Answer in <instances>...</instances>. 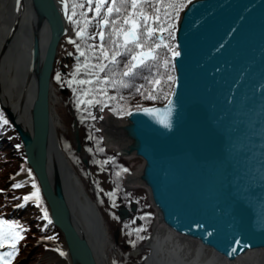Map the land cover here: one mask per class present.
Listing matches in <instances>:
<instances>
[{
	"label": "water",
	"instance_id": "obj_1",
	"mask_svg": "<svg viewBox=\"0 0 264 264\" xmlns=\"http://www.w3.org/2000/svg\"><path fill=\"white\" fill-rule=\"evenodd\" d=\"M26 1L14 0L17 15L24 13ZM29 4L35 23L28 72L36 83L30 127L4 104L1 80L0 107L20 135L50 220L63 233L64 255L72 264H97L73 219L51 153L56 142L49 96L57 49L70 28L69 8L66 12L62 0ZM45 24L49 38L43 54L40 30ZM176 25L180 55L172 56L176 82L169 99L118 118L110 112L101 127L103 140L106 147L111 140H128L117 145L119 155L144 160L132 182L147 188L161 224L234 262L249 251L264 250V0H191ZM111 122H118L120 131L112 139ZM58 152L64 158L62 142ZM118 212L128 218L130 209L122 206Z\"/></svg>",
	"mask_w": 264,
	"mask_h": 264
},
{
	"label": "trees",
	"instance_id": "obj_2",
	"mask_svg": "<svg viewBox=\"0 0 264 264\" xmlns=\"http://www.w3.org/2000/svg\"><path fill=\"white\" fill-rule=\"evenodd\" d=\"M189 0H162L161 3H156V0H152L153 5L160 9L158 15L161 17L159 21L150 20L149 26L158 29L153 36L144 39L146 45L144 50H147V46H155L159 44L160 47L155 49V60H149L148 67H141L137 70L136 75L133 77H124L122 72L124 69V64L130 57H118L120 63L113 65L108 61L103 59L98 60L96 55H99L98 48H90L89 45H99L101 43L97 33L99 31H104L105 39L104 44L106 48H111L110 33L111 25L103 26L98 24V20L102 19L103 15L106 13V8L111 6V0L109 3L102 8L101 17H95V0H93V5H88L87 0H67L69 8V16L72 15V10L74 5L83 4L84 7H75L76 15L73 16V20L81 21L80 25H76L70 22V30L74 35V40L81 45V49L85 51V56H80V52L77 50L76 45L70 43L71 45V68L67 73L60 72L58 75L60 79L57 80L55 77L54 82L57 86L65 85L69 88L71 100L67 98V104L75 107V115L78 121L79 129L83 133V147L85 150H89V157L92 162L95 163L97 172H104L108 176L109 182L112 184L109 193H114L115 197H118L117 201H120V205H131L134 201L137 202L138 210L134 213L132 218V224L125 226L126 234H128V239L134 242V245H139L146 242L147 237L152 232L153 223V211L145 201L142 204V199L138 196L132 195L131 191H126L123 183L124 174L129 170L127 163L123 160L121 156H118L112 152H107L105 149V142L102 140L103 135L99 129V118L97 112L103 111L109 108L111 112L115 115L127 114L133 109L140 108L142 106H147L151 104H162L166 102L170 95L172 94L173 86L175 84V70L173 66L172 54L176 52V37L174 36L175 30L177 28V20L180 16V11L188 3ZM183 4V7L180 5ZM174 5V7H170ZM120 7L118 3L116 5ZM89 7L93 8V11H89ZM145 7L147 14L150 16L156 15V13L151 8ZM131 10L130 8L128 9ZM165 12L168 13L165 16ZM81 13H84L81 16ZM178 13V15H177ZM117 15L123 16V9L120 14L114 13L110 20H115ZM88 20V26L85 29L86 35L84 37H78L76 35L80 27H83L84 21ZM119 24V21H117ZM174 25V27H171ZM143 31V29H141ZM161 36V37H159ZM89 37H95L94 39H89ZM167 45L168 47H165ZM129 47H134L129 45ZM122 53L124 49H119ZM139 51V50H138ZM111 54V53H110ZM165 60L168 64L165 65ZM87 61L89 65L97 63L108 64V68L104 72H99L98 69H93L91 67L84 68L80 67V71L77 72L78 66H82L84 62ZM59 72V70L57 71ZM99 74V80H97V75ZM115 73V75H113ZM171 75L173 80H168V76ZM105 77H108V81L105 82ZM159 80V85H154L151 81ZM79 81V80H90V84H79V83H69V81ZM115 82V83H114ZM124 84H128V87H124ZM143 85L140 92L136 89ZM88 94L85 96L84 93ZM151 93L157 98L155 100L147 99L146 96ZM167 97V99H165ZM92 100L91 105L87 103H81V101ZM99 101V103H97ZM0 117L7 120L8 123L4 124L0 121V218L16 222L21 227L9 229L8 225H3L2 230L4 234L3 247H0V252L13 253L11 258H6L8 264H21L25 257L32 255L29 258V264H34L36 261L41 259L46 255L48 249L51 248V241H57L60 239V230L53 223H48V220L42 219L43 209H47L45 199L42 195V189L39 185L38 177L35 175L32 167L28 165L26 161L27 155L23 151V144L19 141V144L15 145L10 137L8 136V131L14 132L15 127L12 121H10L5 110L0 107ZM18 134V132L15 130ZM63 137V136H62ZM63 148L68 153L71 161L78 167L79 172L85 175L82 170L80 159L76 158L75 154L69 150L71 148L72 142L67 140H62ZM19 146V147H18ZM107 161V163H105ZM23 166H27L30 170V178L27 180H21L16 178L21 172ZM77 169V168H76ZM126 169V171H125ZM102 170V171H101ZM78 171V170H77ZM102 172V173H103ZM119 173V175H117ZM20 183L22 187L13 188V184ZM38 186L40 189V198L43 201L39 205L40 209L37 207V202L25 201L23 197L28 196L30 187ZM100 188V186H99ZM88 189V188H87ZM93 191V190H92ZM91 193L93 199L98 206L104 204L102 196L99 193ZM18 205H22L18 207ZM48 219H49V209ZM135 223H134V222ZM137 221L139 223H137ZM134 223V225H133ZM139 229V231H137ZM19 232L23 239L13 240L9 238L10 232ZM48 237H53V239H48ZM15 243V251L11 244ZM26 264H28L26 262Z\"/></svg>",
	"mask_w": 264,
	"mask_h": 264
},
{
	"label": "bare ground",
	"instance_id": "obj_3",
	"mask_svg": "<svg viewBox=\"0 0 264 264\" xmlns=\"http://www.w3.org/2000/svg\"><path fill=\"white\" fill-rule=\"evenodd\" d=\"M29 1L27 0L25 2V11L19 16L14 10V0H0V80L4 90L3 99L4 104H8L11 110L17 114V121L21 122L25 128L30 127L28 117H30V106H32L36 92V83L28 72L29 62L31 63L34 60L33 55L30 54L29 47L33 38L31 36L34 32L32 27L35 23L30 20ZM14 27L15 30L13 31ZM46 27L48 29L47 24L40 30L43 54H45L44 51L49 38ZM63 38L64 36L61 39ZM61 41L57 49L55 62L58 55H60ZM43 54L42 58L44 57ZM55 62L54 64L56 66L57 64ZM51 86L49 96L51 120H53L52 130L54 129L55 131L56 142L54 144L56 151L53 149L51 153H53L56 164L60 167V175L63 178L65 194L72 210L73 219H75L78 229L89 240L90 251H92L95 262L97 264H113L112 254L114 244L111 241L109 229L105 224V218L102 217L98 207L93 202L90 203L89 198H86L82 194L80 185H77L71 166L72 164H70L71 159L65 151V148H63L65 152L64 158L58 152V147L60 148L62 142L61 137L64 133L58 117L60 94L58 93V86L54 82V79ZM20 102L23 104V112L21 115L18 114V105ZM107 119L108 117L103 120V127L109 121ZM118 125V122H111V125L108 126L107 131L110 139L119 134ZM109 144L111 148L118 150V146L127 145L128 140L123 139L117 143L111 140ZM24 173L27 172L24 171ZM138 173L139 171H135L131 174L132 176L127 177V182L130 185H132V180H136ZM159 225L156 223V230L147 242V245L153 250L148 254L144 264H264V250L249 251L242 258L230 262L214 250L201 246L197 241L191 240V238L186 236L178 235L163 224ZM172 235L176 237V240L170 238ZM61 250L60 253L62 255L58 254L54 256L56 263L72 264L69 258L70 256L64 255L63 253L65 249L61 248Z\"/></svg>",
	"mask_w": 264,
	"mask_h": 264
},
{
	"label": "rangeland",
	"instance_id": "obj_4",
	"mask_svg": "<svg viewBox=\"0 0 264 264\" xmlns=\"http://www.w3.org/2000/svg\"><path fill=\"white\" fill-rule=\"evenodd\" d=\"M72 38H73L72 30H70V32L67 35H65L64 38L62 39L61 48L59 51L60 55H58L57 60L55 62L57 65L54 68V72H53L54 77L56 76L55 74L57 73L58 70L59 72L67 73L71 68L72 52L70 51L71 45L69 43V40ZM58 93L60 94L59 96L60 103L58 106L59 108L58 117L61 122V129L64 132L62 138L65 137L62 140H67L68 142L69 141L72 142V146L71 148L69 147V150H71L73 154L76 153L75 154V156L77 155L76 158L80 159L82 163L81 168L84 171L85 175L82 174V172H79L78 167H75V164L71 161L72 166L75 172L79 175L82 185L86 189V192L89 194V196H91L94 204L98 207L99 212L102 214V217L105 218V224L107 228L109 229L110 238L114 244L113 254H112L113 264H144V262L146 261L145 259L147 258L148 254H150V252L153 250L151 249L150 246L147 245V242L150 240L149 237L152 235V233L155 232L156 223L158 225L161 224L159 221L158 215L156 213V210L154 209L153 204H151L150 193H148L147 188L137 182H132V185H130V183L127 182L128 175L132 174V172L137 171L142 166L144 160L136 156L125 158L122 155H119V152L117 150L111 148V146L106 147V144H105V149L107 152H112L118 156H121L129 167V170L124 174V177H123V183L125 186V190L131 191L132 195L140 197L143 202L142 204H144V201H145L148 205H150V208L153 211L154 220L152 223L151 234L147 237L146 242L141 243L139 245H134V242L128 239L127 237L128 234H126L124 227L132 224V218L134 217V213L137 212L139 205L137 204L136 201H134V204L132 203L131 205H128V206L124 205L130 209V214H128L129 217L122 218L120 216V213L118 212V210L122 208L123 205H120V201H117L118 197L108 195V191H110V188L112 185L108 180V176L102 170L101 171L103 173L97 172L95 163L92 162L89 157L90 151L85 150L83 147V143H84L83 133H82V130L79 129V126H78V121L75 115V111H76L75 107L70 106L66 102L68 97L71 100L69 88L65 85L58 86ZM110 112L111 111L109 110V108L104 109L103 111L97 112L96 116H98L99 118V129L101 132H102L101 127H103V120L107 118V115ZM113 115L118 118L119 116H122L124 114L117 116L113 113ZM7 133H8V136H12L10 138L13 141V143H15V145L19 144V141L21 142L20 135L17 134L15 130L14 132L9 130ZM78 139L81 142V148L79 150L77 148ZM23 151H24V147H23ZM24 171H26L27 173H24ZM24 171H22L21 175L16 178L21 179V180L29 179L31 177L29 170H24ZM29 187H30V190H29L28 195H30L33 191L36 190L33 185ZM89 189H91V191L93 190L92 193L95 191H96L95 193H99L98 195L102 196V200L105 203L103 205L100 204V206H98L95 200L93 199L91 193L89 192ZM134 205L136 207V210H132ZM40 212H41V209H40ZM137 223L139 222L137 221ZM57 230H59L58 227H57ZM60 232H61L60 239L58 238L57 241H54V242L51 241V248L48 249V251L46 252V255L42 257L41 259H39L38 261H36L34 264H57L56 261L54 260V256L61 254L60 253V251H62L61 248L64 249L65 248L64 245L66 244L63 239V233L61 230ZM169 232L171 231L169 230ZM170 238L173 240H176V237H174L173 235L170 236ZM31 256L32 255L25 257L24 258L25 260L22 261V263L21 262L20 263L26 264L27 262L29 264L28 260Z\"/></svg>",
	"mask_w": 264,
	"mask_h": 264
},
{
	"label": "snow or ice",
	"instance_id": "obj_5",
	"mask_svg": "<svg viewBox=\"0 0 264 264\" xmlns=\"http://www.w3.org/2000/svg\"><path fill=\"white\" fill-rule=\"evenodd\" d=\"M162 0H156V3H161ZM191 2V0H189ZM62 3L64 5L65 11L67 12L68 4L67 0H62ZM109 3V0H95V17H101L102 14V8H104L105 5ZM118 0H111V6H108L106 8V13L103 15L102 19L98 20L99 25L103 26H109L111 25V33H110V40L109 43L111 44V48H106L104 44L105 39V33L104 31H99L97 35L100 38L101 43L99 45H89L90 48L97 49L99 51V55H96V52H93V55L96 56L98 60L103 59L105 61H108L110 64L116 65L120 63L118 61V57L124 56V57H130V59L127 60V63L124 64V71L122 72V76L124 77H133L136 75V72L141 67H148V61L149 60H155L157 57L154 54L155 49L159 48V44H155V46H147V50H144L146 45L143 42L145 38H149L154 35L158 29H154L149 26L150 20L159 21L161 17L158 15L160 12L159 8H156L152 0H119L120 7H117ZM88 5H93V0H87ZM81 7L83 8L84 5H74L72 10V15L69 16L70 22L80 25L81 21L79 20H73V16L76 15L75 7ZM153 9V11L156 13L154 16H150L147 14V11L145 7ZM183 7V4L180 5ZM170 7H174V5H170ZM131 9L130 11L128 9ZM123 9V16L121 18L120 15H117V18L115 20H110V17L113 16L114 13L120 14ZM89 11H93L92 7H89ZM84 13H81V16H83ZM168 13L165 12V16H167ZM178 15V13H177ZM119 21V24L117 23ZM89 21L85 20L83 27H80L77 31L76 35L78 37H84L87 33L85 29L88 26ZM171 27H174L172 25ZM143 29V31H141ZM95 37H89V39H94ZM69 43L75 44L77 50L80 52V56H85V51L81 49V45L77 43L76 40L70 39ZM129 45H133L134 47H129ZM165 47H168L165 45ZM119 49H124V52L122 53ZM139 50V51H138ZM111 53V54H110ZM175 56H179V52L173 53ZM168 64V61L165 60V65ZM80 67L88 68L91 67L93 69H98L99 72H104L108 68V64L105 63H97L93 65H89L87 61L84 62L82 66H78L77 72L80 71ZM97 80H99V74L97 73ZM115 75V73H113ZM57 80L60 79V76L57 75ZM168 80H173V77L171 75L168 76ZM108 81V77H105V82ZM69 83H79V84H90V80H79V81H69ZM115 83V82H114ZM154 85H159L160 81L157 79L155 81H151ZM124 87H128V84H124ZM143 88V85L138 87L136 89L137 92H140V89ZM88 93L85 92L84 95L86 96ZM147 99L155 100L157 97L155 95H152L149 93L146 96ZM167 99V97H165ZM81 103H87L91 105L93 103L92 100L87 101H81ZM99 103V101H97ZM171 103V101H169ZM145 111H153L152 109H145ZM155 111H159V109H156ZM0 121H2L4 124H7L8 121L4 120L3 117H0ZM19 147V146H18ZM107 163V161H105ZM126 171V169H125ZM119 175V173H117ZM22 187V184L16 183L13 184V188H20ZM35 191H33L30 195L23 197L25 201H35L37 202V205H41L43 201L40 198V189L38 186H35ZM109 195L114 196V193H109ZM22 205H18L20 207ZM42 219L48 220V223L50 224L52 221L48 219V211L47 209H43V216ZM3 225H8L9 229L13 228H19L21 227L16 222H11L4 220L0 218V247H3V240H4V234L2 230ZM139 231V229L137 230ZM9 238L16 240V239H23L22 236H20L19 232L11 231ZM48 239H53V237H48ZM10 247L13 248L15 251L16 245L15 243L11 244ZM13 253H4L0 252V264H8V261L6 258H11Z\"/></svg>",
	"mask_w": 264,
	"mask_h": 264
}]
</instances>
